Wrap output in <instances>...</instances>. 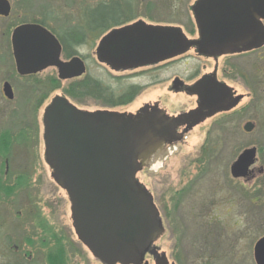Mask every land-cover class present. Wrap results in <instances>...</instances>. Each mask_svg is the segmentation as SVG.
Masks as SVG:
<instances>
[{
    "label": "water",
    "instance_id": "1",
    "mask_svg": "<svg viewBox=\"0 0 264 264\" xmlns=\"http://www.w3.org/2000/svg\"><path fill=\"white\" fill-rule=\"evenodd\" d=\"M10 12L9 1L0 0V16L8 17ZM192 13L198 41L187 40L180 28L139 21L103 36L95 50L97 62L119 72L180 56L194 46L199 55H220L238 45L244 44L248 51L264 42V0H198ZM228 32L236 36L232 43L224 40ZM10 42L21 76L51 67L60 80L85 74L79 57L60 60L59 41L40 24L17 26ZM4 95L12 99L8 85ZM178 124L179 119L167 117L159 109L144 110L134 117L86 112L62 97H56L45 110V161L55 183L68 195L78 240L102 264H142L163 233L159 212L136 175L163 144L177 138ZM253 129L252 123L243 128L246 133ZM256 152L246 149L237 157L230 167L233 178L247 177ZM253 257L255 264H264V238L255 244ZM155 264L169 262L161 256Z\"/></svg>",
    "mask_w": 264,
    "mask_h": 264
},
{
    "label": "rangeland",
    "instance_id": "2",
    "mask_svg": "<svg viewBox=\"0 0 264 264\" xmlns=\"http://www.w3.org/2000/svg\"><path fill=\"white\" fill-rule=\"evenodd\" d=\"M8 1L11 13L0 22V90L2 82H13L16 94L15 100L8 103L2 98L0 91V106L8 108L0 110L1 153L3 155L12 144L11 140L21 134L22 128L24 134L29 132L32 138L33 154L29 156L43 160L42 127L39 125L36 131L30 120H34L35 116L41 120L44 107L56 95L64 96L62 90L68 83L61 84L62 89L47 96L44 93L45 96L42 97L43 93L35 95V92L30 91L31 84H35L31 79L16 81L12 68L10 33L19 24L40 20L46 12L57 16L56 22L48 23L54 30L61 26L76 25L80 22L82 9L94 6L101 0ZM194 1L196 0H135V21L176 25L187 36L193 37L188 33V28L193 25L189 7ZM97 43L98 41L93 44L89 42L79 51L86 62L87 75L100 81L113 94H119L132 85L140 86L141 92L129 105L115 109L105 108L100 100L86 95L68 98L78 109L86 112L114 110L135 113L145 104L158 103L159 108L168 114H174L190 107L186 96L170 92L169 87L175 76L187 77L194 68L201 67V61L190 57L193 53L190 52L166 66L116 74L97 62ZM54 76L56 73L48 69L38 77L46 78L50 89ZM17 87L22 92H17ZM239 89L243 94L246 91L241 85ZM255 97L252 110H242L233 129L223 122L224 119L218 121L220 127L217 123L211 125L207 122L186 134L184 132V139L179 143L163 144L159 149L162 159H154L159 154L157 151L144 162L136 179L151 195L164 231L145 254L142 264H155L156 258L161 256L169 264H255L254 244L264 236V174L255 175L248 182L234 180L230 176L232 163L244 150L250 148L257 150L256 163L252 168L264 170V86L258 84ZM44 99L47 100L43 102L41 110H30L33 116L28 113L22 115L24 107L35 105L37 101ZM11 107L16 109L9 110ZM247 121L254 125L250 133L242 130ZM20 142L26 148L23 138ZM12 149V155L22 154L23 147L21 153L16 146ZM25 156H18L16 159ZM44 170L48 171V168L45 167ZM66 204L65 226L68 235V228L72 223L69 204ZM83 250L87 251L84 247ZM79 259H74L70 264H102L88 251Z\"/></svg>",
    "mask_w": 264,
    "mask_h": 264
},
{
    "label": "flooded vegetation",
    "instance_id": "3",
    "mask_svg": "<svg viewBox=\"0 0 264 264\" xmlns=\"http://www.w3.org/2000/svg\"><path fill=\"white\" fill-rule=\"evenodd\" d=\"M196 1H194L192 6L189 7L191 13L192 7ZM8 17L0 16V22ZM139 21H135L134 19L129 23L114 27L102 35L100 39L114 29L123 28ZM261 23L264 29V21H261ZM147 25L180 28L176 25ZM17 26L13 27V29ZM188 29V33L194 36H187L181 29L186 39L189 41H198L200 37L194 17L193 25ZM235 38L236 36L233 34V32H228L226 36H224L225 42L228 43L235 41ZM100 39L97 40L98 43ZM244 48L245 47L243 44L238 45L234 51L220 55L211 53L207 55H199L197 48L194 46L189 48L184 54L180 56L145 67L114 72L105 66L110 70V72L116 74L137 70L145 71L147 69L157 68L160 66H166L169 63H174L188 55L190 52L193 53L190 55V57H195L198 59V61L202 62L201 67L194 68L187 77L181 78L175 76L170 83V92L182 94L189 99L190 107L184 111L168 114L166 111L159 108L158 103H154L152 105L145 104L135 113L118 112L114 110L104 111L131 117L140 114L144 110L151 112V109L153 108L164 111L167 117L179 119V124L176 129L177 138L171 141L173 143H179L182 141L185 136H183L184 132L186 134L199 126H203L207 122H210L211 125L217 123L218 126V121L220 119L221 121L224 119L223 122L231 125V129H233L232 127H234L238 122V115L242 113V110H252L253 103L255 102L256 98L255 93L258 84L264 86V42L261 41L260 46L252 50L245 51ZM79 51L80 49L77 51L76 55L67 58L63 55V49L61 45L60 60L62 62H69L72 58L79 57L85 65V74L81 77H76L73 79L60 80L55 68H47L46 70L52 69L56 73V76L51 79L52 84L50 85V89L48 88V80L43 77L41 79L39 78L40 74L46 70L33 75L21 76L16 72V67L12 56V68L16 75V81H27L31 79V81L35 84H31L30 91L35 92V95L43 93L41 95L42 97L45 95L47 96L49 93H53L58 89H62L61 84L68 83L67 87L62 90L64 92V96L56 95L44 107L41 120H39L37 116H35L34 120L33 118L30 120V124L32 123L36 131L38 130L39 125L42 127L43 146V117L45 110L56 97L65 98L71 103V101L68 99H71V97L67 94L70 90L71 84L80 82L82 78L87 75V65L83 57L79 55ZM12 83L4 81L1 85L0 91L2 93V98L8 103H11L15 100L16 88ZM5 85L10 87L12 99H8L4 95ZM240 85L246 89L244 94L239 89ZM75 89L79 90L80 87H75ZM18 90L22 92V90L18 89L17 87V92ZM127 90L138 92L132 102L141 92L140 86L132 85L117 95H120L125 91L128 93ZM44 93L46 94L44 95ZM45 100L47 99L42 101L39 100L35 103V105H31L30 107H24L22 115H26L28 113V115L33 116L30 110H35L36 112L37 110H41ZM71 104L77 108L73 103ZM129 104L115 108L125 107ZM15 109V107L9 108V110ZM0 110H8V108H3L0 106ZM247 123L250 122L247 121L242 126V130ZM218 127H220V124ZM20 131L21 134L16 137L15 140H11V146L9 145L7 147L3 155L0 148V264H70L74 259L80 260L79 258L82 256V254L84 253V255H86L88 250L78 240L75 234L71 214V204L69 202L68 195L64 189L55 183L52 177V170L47 165L44 154L43 160L39 159V157L35 159V157L29 156L33 154L32 138L29 132L24 134L22 128H20ZM5 134L8 137V134ZM21 138H23V141L25 140L26 148L25 145L21 146ZM35 139L38 140V138ZM14 146L20 149V153L23 147L22 154L18 156H26L24 158L19 157L16 159L18 156L12 155L14 152L12 147ZM255 163L256 159L252 167H254ZM45 167L48 168V171L44 170ZM252 167L249 174L245 178H233L231 173L230 176L234 180L248 182L253 180L255 175L264 174V170L262 168L257 170ZM66 200L69 204L72 223L71 227L68 228V235L66 234L67 228L65 226V215L67 208ZM262 238H264V236ZM257 242L258 241H256V243ZM83 247L87 250L86 252L83 250Z\"/></svg>",
    "mask_w": 264,
    "mask_h": 264
},
{
    "label": "trees",
    "instance_id": "4",
    "mask_svg": "<svg viewBox=\"0 0 264 264\" xmlns=\"http://www.w3.org/2000/svg\"><path fill=\"white\" fill-rule=\"evenodd\" d=\"M134 1L101 0L94 6H86L82 9L79 23L69 27L61 26L57 30L48 24L57 21V16L51 12H46L40 20L33 21V23L40 24L50 30L62 45L63 55L69 58L76 55L77 51L89 42L93 44L99 40L110 29L136 19ZM75 87H80V89L76 90ZM127 91L128 93L125 91L120 95L113 94L100 81L86 75L80 82L71 84L67 94L72 99L77 98L78 95L93 97L100 100L104 107L115 108L129 104L138 94V92Z\"/></svg>",
    "mask_w": 264,
    "mask_h": 264
},
{
    "label": "bare ground",
    "instance_id": "5",
    "mask_svg": "<svg viewBox=\"0 0 264 264\" xmlns=\"http://www.w3.org/2000/svg\"><path fill=\"white\" fill-rule=\"evenodd\" d=\"M158 152H159V154H158L159 156L156 155L155 158H154V159H156V160H157V159H160V158L162 159V154L160 153V150H159Z\"/></svg>",
    "mask_w": 264,
    "mask_h": 264
}]
</instances>
